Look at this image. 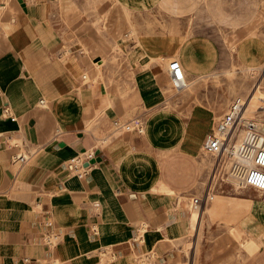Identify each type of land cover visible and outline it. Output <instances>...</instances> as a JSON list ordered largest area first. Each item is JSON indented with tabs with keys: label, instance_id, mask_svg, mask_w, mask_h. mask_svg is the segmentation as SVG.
I'll return each instance as SVG.
<instances>
[{
	"label": "crops",
	"instance_id": "0c3cea01",
	"mask_svg": "<svg viewBox=\"0 0 264 264\" xmlns=\"http://www.w3.org/2000/svg\"><path fill=\"white\" fill-rule=\"evenodd\" d=\"M101 1L0 0V111L8 107L15 118L0 117V264H264V192L245 196L253 202L239 240L207 218L199 239V228L191 236L189 199L164 169L165 155L178 153L203 172L198 148L231 87L199 78L264 63V37L245 30L248 20L232 30L233 9L212 12L217 30L197 24L200 0H182L177 33L144 28L146 13L162 0H111L132 13L137 31L114 42L89 22L96 8L106 12ZM70 30L82 46L64 49ZM115 44L126 57L112 61ZM169 55L191 93L169 92ZM126 115H134L128 121H138L136 128L109 136ZM90 149L98 160L78 177L71 163ZM48 234L56 236L53 245H46Z\"/></svg>",
	"mask_w": 264,
	"mask_h": 264
},
{
	"label": "rangeland",
	"instance_id": "374dc122",
	"mask_svg": "<svg viewBox=\"0 0 264 264\" xmlns=\"http://www.w3.org/2000/svg\"><path fill=\"white\" fill-rule=\"evenodd\" d=\"M113 2L111 0H107V10L101 15L98 13V8L90 13L91 19L89 22L92 26V29L95 31L97 28L103 27L102 29L106 32V37L110 40H113L114 42L116 39L129 41L132 37L135 38L137 31L131 28L130 23V19L133 17L132 13L128 11L125 5H122L116 1ZM185 3L186 5L192 4L191 2ZM196 6V10H194V16H196L194 22H197V24L201 23L204 25V28L210 29V26H214V29L217 30L216 24L212 25L213 23L210 20V15L212 12L214 13L218 10L219 12L227 13L229 10L233 9L235 14L238 15V19L236 20V26L232 27V30H235L238 28V26H241L240 29L243 30V21L248 20L249 23L247 24L248 26L245 28V30L250 29L249 34L252 36L258 33L257 35L264 37V14H261L260 17H256L260 10L264 12V0H202V2L200 0ZM146 14L147 17L145 20V29L160 31L163 33H177L178 28L182 26V0H162L152 11H149ZM191 22L192 19L190 23ZM124 23H126L125 26L123 25ZM92 29L91 31H93ZM141 30L142 27L140 26L139 32ZM117 31H119V33L116 34ZM219 33L220 34H218V36L220 39H223L226 36V34L222 33L221 31ZM64 37H66L64 38V49H68L70 46L75 47L78 44L82 46V36L78 35L76 32L70 30L69 33L67 35L65 34ZM91 41H94L93 33L91 34ZM114 47L116 49H112L111 51L112 61H115L116 58L118 59L126 57L117 44H115ZM81 52L87 53V50L84 46ZM114 55H117V57L115 58ZM245 68L247 67H241L237 64L231 66V70L223 67L221 70L222 73L203 75V77L199 78V80L207 82L212 79V85L215 87H222L223 85L227 84L229 87H231V89L229 88V96L227 97L226 103L222 107L219 116H221L228 109L232 101L248 99V106L245 107L246 109L244 108L246 113L243 112V118L257 120L262 126H264V109L261 108V104H259L257 96L251 97L250 95L256 88L259 91L264 92V63L258 65L257 67H251L254 68L253 74H250L248 71L244 70ZM169 92L173 95H178L184 94L186 92L191 93L192 90L191 88H188L187 90L177 92L170 83ZM219 116L215 119L213 126H211V130H213L215 127ZM133 118L134 115H126L121 118L120 124H128L130 126L129 129H132L139 123L138 121H128ZM111 129H113V125H110L106 132L110 131ZM126 131L127 130L123 129L120 130L119 133L121 135ZM198 149L201 150L200 147ZM199 157L202 159L205 165L203 172L198 171L196 161L192 159H185L178 153L165 155L164 157V161L166 163L164 169L168 170V173H170V183L174 186V188H176L178 192L186 195L188 199L201 198L203 200L200 208L193 207V205L187 200V207L189 209L188 211L192 212L196 216V222L193 225L191 236L193 234L195 235L197 229L199 228V239L201 238V231L203 227H200L199 223L200 220L207 218L208 220L205 221L208 225L212 222H222L227 225L230 236L236 240H239L243 235V231L240 228V221L243 219L249 209L246 210L245 208L237 206V204L246 202L252 203V199L249 196H245L252 193L253 189H239L230 181L229 178H231V176L228 172L229 158H227L226 161L218 162L215 164V167H212V165H214L212 157L203 153L202 151ZM187 172H189L191 176L188 178L182 177V175H185ZM209 185L212 188H210ZM233 185L235 187H233ZM209 188L212 191L214 190V193L223 199V205L219 203H205L207 192L211 191H208ZM199 189L206 191L205 193H200ZM167 192L172 193V191ZM261 193L262 192H259L258 194L260 195ZM209 209L211 210L209 211ZM241 244L242 241L239 242L238 246L240 247ZM191 247L192 243L189 242L187 250H189ZM240 249L241 248L238 250ZM189 253L191 252L184 251L185 255H189ZM143 264L147 263L144 261ZM187 264H190L188 260Z\"/></svg>",
	"mask_w": 264,
	"mask_h": 264
},
{
	"label": "built area",
	"instance_id": "2783aa9c",
	"mask_svg": "<svg viewBox=\"0 0 264 264\" xmlns=\"http://www.w3.org/2000/svg\"><path fill=\"white\" fill-rule=\"evenodd\" d=\"M165 69L173 88L177 92L185 90L187 87L186 78H179L183 68L176 56L169 55L165 58ZM250 95L251 97L257 96L261 108L264 109V92L256 88ZM246 101L247 99L231 102L228 109L219 116L214 129L206 135L201 151L213 159H218L228 146L230 138L242 132L239 146L234 149L236 162L233 165L232 171L234 172L239 167L244 168V186L257 192H264V126H261L257 120L243 118ZM38 104L44 107L45 101L41 99ZM0 117L12 121L15 119L8 107L1 109ZM122 126L126 127L125 130L136 128L129 129L130 126L128 124H120L118 121H115L113 123V130L109 136L114 135ZM138 131L141 132L139 129ZM97 156L98 153L90 149L84 152L80 158L73 159L71 169L75 170L78 177H83L89 169L90 161L93 160L95 162L98 160ZM15 160L25 162L27 157L16 156ZM200 204L201 199H193V207ZM92 231L95 233V229L92 228ZM45 241L46 245H53L56 241V236L48 234L45 237Z\"/></svg>",
	"mask_w": 264,
	"mask_h": 264
},
{
	"label": "bare ground",
	"instance_id": "6f19581e",
	"mask_svg": "<svg viewBox=\"0 0 264 264\" xmlns=\"http://www.w3.org/2000/svg\"><path fill=\"white\" fill-rule=\"evenodd\" d=\"M133 32V31H132ZM113 41V40H112ZM244 70L248 71L250 74H253L254 72V68H245ZM232 72V71H231ZM256 72V71H255ZM230 73V72H229ZM180 77H185V73L184 71H182V74ZM186 78V77H185ZM241 101V100H240ZM248 102L249 100L247 99L246 101V104H245V107L248 106ZM244 107V108H245ZM246 109V108H245ZM260 112V111H259ZM244 113H246L244 111ZM250 113V112H249ZM259 114V113H258ZM257 114V115H258ZM256 115V116H257ZM246 116V115H245ZM244 117V115H243ZM261 125V123H259ZM262 126V125H261ZM124 128V127H123ZM214 129V128H213ZM242 137V132H239L237 133L236 135H233V137L230 138L229 142H228V146L226 147V149L223 151V153L220 155V157L218 159H214L215 160V163L217 164L218 162L220 161H226L227 158H229L228 160V163H229V168H228V172H229V175L231 176V178L227 177L230 179V181L237 187V188H247L244 186V183H243V176H244V168L242 167H239L237 168V170H235L234 172L232 171V168H233V165L234 163L236 162V156H235V152H234V149H236L238 146H239V143H240V139ZM222 159V160H221ZM206 163V162H205ZM208 164V162H207ZM227 167V166H226ZM218 168V167H217ZM221 170V169H220ZM223 170V169H222ZM216 171V170H215ZM214 176V175H213ZM208 180H209V177H208ZM224 181V180H223ZM203 183V182H202ZM206 183V182H205ZM233 185V187H235ZM159 186V185H158ZM210 187V185H209ZM212 188V187H210ZM209 188L208 191H210L211 189ZM236 193V192H235ZM225 196V195H224ZM193 199H189L190 203L193 205ZM201 199V198H200ZM242 199V198H241ZM244 199V198H243ZM202 202L203 200L201 199V204L199 206H194V207H198L200 208L201 205H202ZM205 203H219L221 205H223V199L220 198L216 193H214V190L210 191V192H207V196L205 197ZM260 203V202H259ZM212 204V205H213ZM232 204V203H231ZM208 205V204H207ZM251 205V202H246V203H240V204H237V206H240L242 208H245L246 210L249 209ZM238 207V208H240ZM208 210V209H207ZM211 209H209L210 211ZM216 211V210H215ZM214 212V211H213ZM212 214V213H211ZM213 216V214H212ZM192 227V226H191ZM233 230V229H232Z\"/></svg>",
	"mask_w": 264,
	"mask_h": 264
},
{
	"label": "water",
	"instance_id": "95a60500",
	"mask_svg": "<svg viewBox=\"0 0 264 264\" xmlns=\"http://www.w3.org/2000/svg\"><path fill=\"white\" fill-rule=\"evenodd\" d=\"M94 161L92 160V161H90V163H93Z\"/></svg>",
	"mask_w": 264,
	"mask_h": 264
}]
</instances>
